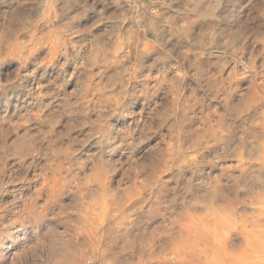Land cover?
<instances>
[{"label":"clouds","instance_id":"9594fccd","mask_svg":"<svg viewBox=\"0 0 264 264\" xmlns=\"http://www.w3.org/2000/svg\"><path fill=\"white\" fill-rule=\"evenodd\" d=\"M0 264H264V0H0Z\"/></svg>","mask_w":264,"mask_h":264},{"label":"rangeland","instance_id":"374dc122","mask_svg":"<svg viewBox=\"0 0 264 264\" xmlns=\"http://www.w3.org/2000/svg\"><path fill=\"white\" fill-rule=\"evenodd\" d=\"M229 229L230 230L238 229L240 232V235L245 239V241L249 240V235H248L247 229L243 225V223H240L238 225L236 222H233L232 224L229 225ZM228 240H229V233H228V231H225L223 234V237L219 241L221 249L224 252V254L229 258L242 256L244 254V252L246 251V249L242 250L240 253H234V252L230 251L228 246H227Z\"/></svg>","mask_w":264,"mask_h":264}]
</instances>
